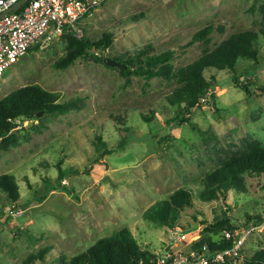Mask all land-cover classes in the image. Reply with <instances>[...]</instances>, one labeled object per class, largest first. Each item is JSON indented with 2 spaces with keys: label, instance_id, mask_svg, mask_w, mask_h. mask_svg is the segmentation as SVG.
Instances as JSON below:
<instances>
[{
  "label": "rangeland",
  "instance_id": "1",
  "mask_svg": "<svg viewBox=\"0 0 264 264\" xmlns=\"http://www.w3.org/2000/svg\"><path fill=\"white\" fill-rule=\"evenodd\" d=\"M80 25L81 32L31 48L0 78V100L33 86L66 107L9 119L10 131L0 137V181L11 189L0 184V264H71L121 227L148 251L173 241L174 225L219 243L225 227L215 222L222 216L249 230L240 249L244 257L264 256V173L245 174L242 189L201 197L220 183L215 174L226 160L264 146V89L251 84L248 94L229 70L205 69L217 85L192 109L190 121L179 122L169 99L178 80L128 76L103 61L173 49L169 64L175 70L232 34L252 31L260 36L258 58L239 59L237 70L246 69L242 81L264 86V0H105ZM207 25L214 27L207 40L188 42ZM69 34L112 40L61 66L74 48ZM34 98L41 100L40 94ZM124 137L123 148L105 152L102 142L113 148ZM179 188L191 193V205L172 202ZM164 199L176 217L161 226L145 212ZM14 200L24 213L2 215Z\"/></svg>",
  "mask_w": 264,
  "mask_h": 264
},
{
  "label": "trees",
  "instance_id": "2",
  "mask_svg": "<svg viewBox=\"0 0 264 264\" xmlns=\"http://www.w3.org/2000/svg\"><path fill=\"white\" fill-rule=\"evenodd\" d=\"M213 30V25H207L192 34L188 42L207 40ZM262 33L264 37V31ZM64 36L67 35L65 34ZM259 37V34L252 31L234 33L209 53L202 55L191 64L175 70H172L169 64V60L174 55L173 49L152 54L142 52L135 57L128 58L130 62L128 60H120L127 65L126 69H120L122 73L128 76L135 74L138 77L149 79L154 76L165 75L178 80L180 86L174 89L169 99L178 108L174 118L178 119L179 122H188L190 121L189 114L192 109L200 106L207 93L214 90L217 85L215 77L212 80H208L204 76L205 69L229 70L233 78L248 94L251 92V84L257 85L262 90L264 89V86L257 80L252 81L247 79L245 82L242 81L241 76L246 72V69L242 72L237 70L239 59L249 58L257 60ZM68 38L74 44V48L63 59L61 66L70 64L76 57L82 55L85 50H91L93 47H107L110 40H112V38H107L99 41H90L87 38H78L71 34L68 35ZM131 63L134 64L133 68L131 67ZM250 73L252 74V71ZM253 74H255L254 71ZM253 74L252 76H256ZM36 94H40V101L34 98ZM214 96L215 94L212 93V97ZM51 97L52 94L50 92L40 91L37 87L30 86L18 89L0 100V137L5 136L10 131L12 122L9 119L17 118V116L23 114L34 116L37 108H44L45 111H49L52 107L60 111L66 109L64 104H56L52 100H49ZM47 102H51L50 108ZM127 142L128 138L124 137L113 148H106L104 142H102V145L105 147V152L110 153L123 148ZM248 173H255L257 175L264 173V146H251L247 151L226 160L225 164L218 171V174H215L219 178L220 183L215 185L212 193H203L201 197L208 200L215 197L217 192L227 191L230 187L237 189L244 188V176ZM63 174L64 171L59 169L58 177L62 178ZM210 178L213 183H216L214 174L210 175ZM0 184L4 186L5 190L11 192V189L6 185L4 180H1ZM208 185H210L209 181ZM62 187L68 190V187L64 184H62ZM179 197L182 199L181 201H178ZM173 198L172 202H179L178 204H192V195L184 188L176 190ZM169 201L168 199H164L152 205V207L146 210L145 216L161 226L167 225L169 220H174L176 217L175 213L168 210ZM215 225L225 228H235L225 216L217 218ZM204 242L208 243L212 249H221L232 244L231 240L225 238H222L219 243H213L211 238L201 233L199 240L195 244L203 245ZM152 254L153 250L141 249L127 227H121L114 230L110 235L98 239L84 252L73 256L71 264H129L136 258H146ZM245 264H264V256L245 257Z\"/></svg>",
  "mask_w": 264,
  "mask_h": 264
},
{
  "label": "built area",
  "instance_id": "3",
  "mask_svg": "<svg viewBox=\"0 0 264 264\" xmlns=\"http://www.w3.org/2000/svg\"><path fill=\"white\" fill-rule=\"evenodd\" d=\"M20 0H0V12ZM105 0H26L16 10L0 19V78L28 50L46 46L66 32H81V20L93 13ZM24 208L11 201L1 212L17 217ZM238 228V227H237ZM225 228L223 238L232 241L228 247L212 249L208 243L195 244L200 233L184 230L179 225L169 228L174 239L153 254L139 257L129 264H242L240 251L249 230ZM171 241V240H170ZM168 247V249H166Z\"/></svg>",
  "mask_w": 264,
  "mask_h": 264
},
{
  "label": "water",
  "instance_id": "4",
  "mask_svg": "<svg viewBox=\"0 0 264 264\" xmlns=\"http://www.w3.org/2000/svg\"><path fill=\"white\" fill-rule=\"evenodd\" d=\"M26 0H20L18 2H16L15 4L11 5L9 8H7L6 10L0 12V19L2 17H4L6 14H8L9 12L11 11H14L16 10L22 3H24ZM103 61L104 63L107 65V66H111V67H119L121 69H126L127 65L120 61V60H117L113 57H110V56H105L103 58ZM38 114H41V112H39Z\"/></svg>",
  "mask_w": 264,
  "mask_h": 264
},
{
  "label": "clouds",
  "instance_id": "5",
  "mask_svg": "<svg viewBox=\"0 0 264 264\" xmlns=\"http://www.w3.org/2000/svg\"><path fill=\"white\" fill-rule=\"evenodd\" d=\"M174 226H175V225H174ZM180 227H181V226H180ZM182 228H183V227H182ZM183 229H184V228H183ZM184 230H185V229H184ZM192 231H193V230H191L190 232H192ZM200 236H201V235H200ZM171 242H172V241H171ZM168 244H169V243H168L167 241L164 243L165 246L168 245ZM164 245H163V247H165ZM166 249H168V247H167ZM155 250H156V249H155Z\"/></svg>",
  "mask_w": 264,
  "mask_h": 264
},
{
  "label": "crops",
  "instance_id": "6",
  "mask_svg": "<svg viewBox=\"0 0 264 264\" xmlns=\"http://www.w3.org/2000/svg\"><path fill=\"white\" fill-rule=\"evenodd\" d=\"M84 18H85V17H84ZM84 18H83V19H84Z\"/></svg>",
  "mask_w": 264,
  "mask_h": 264
}]
</instances>
